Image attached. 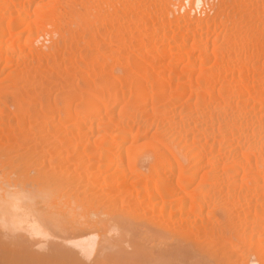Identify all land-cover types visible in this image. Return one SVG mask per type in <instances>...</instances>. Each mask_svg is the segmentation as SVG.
<instances>
[{
  "label": "bare ground",
  "instance_id": "bare-ground-1",
  "mask_svg": "<svg viewBox=\"0 0 264 264\" xmlns=\"http://www.w3.org/2000/svg\"><path fill=\"white\" fill-rule=\"evenodd\" d=\"M132 222L264 264V0H0V233L155 261Z\"/></svg>",
  "mask_w": 264,
  "mask_h": 264
},
{
  "label": "rangeland",
  "instance_id": "rangeland-1",
  "mask_svg": "<svg viewBox=\"0 0 264 264\" xmlns=\"http://www.w3.org/2000/svg\"><path fill=\"white\" fill-rule=\"evenodd\" d=\"M132 223L133 224L131 225V228H132L131 236L133 238V241L135 242V241L138 240L137 237H140V234H142L141 237H143L145 234H147L146 232H148V231H145V230H147V228L145 229V226H143L141 228V227H137L139 223H137V222H135V223L132 222ZM133 226H135V227H133ZM50 227H53V226H50ZM147 227H149V226H147ZM51 229L55 230L56 228L53 227ZM51 229L49 228V231ZM134 229H135V231H134ZM54 230H51V231H54ZM55 232L58 233V235L62 233V231L57 230V229L55 230ZM55 232H54V234H53V232H51L52 236L48 237V239L50 238V241H49L50 243H48V240H47L48 248H46V249L44 248L46 251L42 249L43 247L47 246L46 243H45L46 241H44L45 245H42V244H44L42 242L37 243V244L35 243L36 245H34V246H33L34 243L32 244L33 248H31V249L35 250V251L37 250V252L39 251L38 253H40L41 255H37L38 254L37 252H36V254H34L35 252L30 249L31 246L29 247V250L34 252L33 254H30L31 252H29L25 247H18V246L17 247H13L12 246V242H14V240H16V241H24L25 238L18 237V239H17V237L15 238V237H11V235L9 236V235H7L5 233H0V247L2 248V249L0 248L2 250V251L0 250V264H69V261H64V260H62L61 257H63L64 253H67L68 255H70L72 253V251H73V253H75V254L72 253V256H71L72 259L77 253V255L75 257H76V260H77L76 262L79 261L78 264H82V262H85V264H89V260H87L85 257L82 258L81 253L79 252V250L76 247H74L71 243H69L67 241H63L62 238L59 239L57 236H55V234H56ZM64 234H66V232H63L61 235H64ZM149 234H151L153 237L151 235H149ZM147 235L146 236L149 237V238L146 239L147 237L144 236L143 239H145V241L143 240V241H141V243H143L144 246L147 249H151V247L153 245L154 249L152 247V250H153L152 252L154 253V251H155L154 254L156 256L155 255L154 256L158 260L164 259V260H167L168 262H170V264H192L193 261H200V259L201 260L203 259V257L201 256V254L199 252H197L194 249H191V247L189 246L188 239L186 238L187 236L185 234H184L185 236H183L182 239L180 237L179 238L176 237L178 241L174 240V243L172 242L173 241L172 239H175V237H172V238L171 237L170 238L166 237L164 239V241H163L162 238L155 237V235H153L151 232H148ZM154 237H155V240L151 241V239H153ZM166 239L168 241H165ZM160 240H161V244L162 245L159 243ZM162 241L165 242V244ZM55 243L56 244H58V243L61 244V245L59 244V246L58 245L57 246L60 247V249H59L60 251H65L63 253V255L62 256L60 255V257H59L58 256L59 254L57 253L58 251L56 250L57 254L56 253H54V254L51 253L52 257H50V258H48L46 256H43L45 254V252L47 254V251H48L47 249H49V247L51 248ZM39 244H41L43 247H41V245L38 246ZM143 244H141V245L143 246ZM36 246H38V247H36ZM39 247L42 250H39L40 249ZM63 247L66 248V249H62ZM53 250H50V252L53 251ZM128 250H130V248H128ZM42 252H44V254ZM53 252H55V250ZM63 258H66V256L63 257ZM82 259L84 261H82ZM140 259H143V257L142 258L140 257L138 260H140ZM157 259L155 260L156 262L158 261ZM106 260L107 261H105L103 264H113L114 263L113 259L112 260L111 259H106ZM92 261L93 260H90V264L92 263ZM155 261H152V262L146 263V264H156ZM72 262L73 261H71V264H73ZM95 262H97L96 259H95ZM93 264H95V263L93 262ZM114 264H118V263L115 262Z\"/></svg>",
  "mask_w": 264,
  "mask_h": 264
},
{
  "label": "snow or ice",
  "instance_id": "snow-or-ice-1",
  "mask_svg": "<svg viewBox=\"0 0 264 264\" xmlns=\"http://www.w3.org/2000/svg\"><path fill=\"white\" fill-rule=\"evenodd\" d=\"M192 264H203L201 261H193Z\"/></svg>",
  "mask_w": 264,
  "mask_h": 264
}]
</instances>
